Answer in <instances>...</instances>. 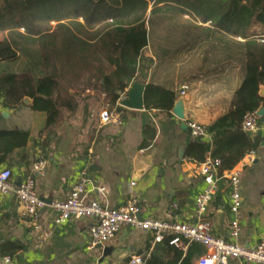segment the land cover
<instances>
[{"label":"crops","instance_id":"0c3cea01","mask_svg":"<svg viewBox=\"0 0 264 264\" xmlns=\"http://www.w3.org/2000/svg\"><path fill=\"white\" fill-rule=\"evenodd\" d=\"M150 9L151 5L146 17L147 46L128 64L134 75L121 79L124 91L127 93L136 82L145 89L151 85L170 90L177 100L183 99L186 124L208 128L229 111L232 95L242 83L243 40L202 24L188 13L152 17ZM17 33L23 35L24 31ZM247 33L262 40L264 26L254 23ZM3 39H9L8 31L0 32ZM18 47L23 53L15 60H0V76L28 74L38 78L36 38L26 37L18 41ZM182 86H187L184 96H180ZM83 98L74 114L63 110L62 119L49 128L46 114L32 109V99L24 98L15 109L4 108L0 100V134H8L10 144L22 139L0 163V171L9 169L18 185L32 174V166L39 159L47 165L43 176L32 175L43 203L40 223L51 231L46 242L40 243L38 235L25 225L16 198L0 197V251L11 249L15 264H130L132 256H140L145 264L150 258L157 246L149 232L123 228L109 241L91 247L92 220L71 219L54 225L51 204L65 200L82 171L89 180L85 201L116 209L135 199L140 220L193 222L194 198L205 183L199 173L201 163L188 156L195 139L190 130H183L171 112L145 108L136 111L122 107V125H101L98 112L106 108L102 97L86 89ZM257 136L264 141V123L251 134L252 142ZM202 141L211 145L212 135L206 133ZM232 171L240 172L242 196L237 243L254 249L264 236V148L251 149ZM227 173L220 176L205 218L212 223V235L232 241ZM191 244L182 250L176 264L184 260L196 264L205 253L201 245V254L194 252ZM159 253V264L174 261L173 256ZM227 264L244 263L229 259Z\"/></svg>","mask_w":264,"mask_h":264},{"label":"trees","instance_id":"16d2710c","mask_svg":"<svg viewBox=\"0 0 264 264\" xmlns=\"http://www.w3.org/2000/svg\"><path fill=\"white\" fill-rule=\"evenodd\" d=\"M150 5L149 16L188 13L202 24L243 40L244 75L232 95L230 109L205 128L212 135V144L195 138L188 151L189 158L201 164L208 153L211 160H219L218 175L222 176L251 152V134L242 128L245 114L264 107V97L260 96L264 88V39L247 33L254 23L264 26V0H0V32H9L8 40H0V60L13 61L22 54L18 41L26 37L36 38L40 53L38 78L28 74L0 76L2 105L15 109L24 98H30L32 109L46 114L48 128L62 119L63 110L76 112L85 100L81 97L86 89L102 97L107 108L115 107L126 93L121 79L134 75L128 64L147 46ZM19 29L23 35L17 33ZM176 101V94L165 88L149 85L145 89L146 110L171 112ZM8 136L0 134V163L22 141L10 144ZM170 241L165 238L156 244L145 264L161 263L159 252L173 256L170 264H176L183 249ZM191 245L190 249L200 255L201 246ZM0 255L12 257L13 251H0ZM182 264L191 263L184 260Z\"/></svg>","mask_w":264,"mask_h":264},{"label":"built area","instance_id":"2783aa9c","mask_svg":"<svg viewBox=\"0 0 264 264\" xmlns=\"http://www.w3.org/2000/svg\"><path fill=\"white\" fill-rule=\"evenodd\" d=\"M187 86H182L180 96H184ZM118 102L113 108H104L99 114L101 125L120 126L123 123L122 113ZM259 117L257 112L245 114L242 128L245 132L253 134L258 127ZM187 127L193 138L206 136L204 126L196 123H187ZM219 160L208 159L199 165V173L203 177L205 186L194 198L193 222L140 220L138 218L139 207L135 199H129L116 209H108L98 202L85 201L86 188L89 180L85 177V171L68 190L65 200L54 202L51 209L54 213L53 223L62 225L74 219H89L93 224L89 229L90 246L101 245L123 228L149 232L152 236V244L161 243L165 238H170V244L180 249L196 243L201 245L205 253L197 260L196 264H227L229 259H236L244 264H264V236L254 249L245 248L237 243L240 231V211L242 208V196L240 186V172L227 173L229 188L230 231L232 241L217 238L211 233L212 223L205 218L207 209L218 190ZM46 162L39 159L32 166V174L25 177L18 186L13 182L9 169L0 171V197H14L20 203L25 219V225L38 235L40 243L46 242L50 236V228L40 223L39 210L43 207L35 190L32 175L43 176L46 172ZM98 191H102L98 189ZM130 264H143L140 256H132ZM0 264H15L10 256L0 257Z\"/></svg>","mask_w":264,"mask_h":264},{"label":"water","instance_id":"95a60500","mask_svg":"<svg viewBox=\"0 0 264 264\" xmlns=\"http://www.w3.org/2000/svg\"><path fill=\"white\" fill-rule=\"evenodd\" d=\"M144 92L145 88L142 84L139 82H136L130 90L124 94L123 99L119 102L120 106L129 110H136V111H142L144 109ZM260 96L264 97V91L260 90ZM171 113L174 117H176L180 123L181 128L183 130H187V124L185 122V115H184V102L183 99H178L174 107L171 110ZM257 116L259 117V121L261 123H264V107H260L257 111ZM260 146L261 148H264V141L261 140L260 136H257L253 139L251 149L254 152L257 147ZM22 180L18 184V186L21 184ZM140 219V218H139Z\"/></svg>","mask_w":264,"mask_h":264},{"label":"rangeland","instance_id":"374dc122","mask_svg":"<svg viewBox=\"0 0 264 264\" xmlns=\"http://www.w3.org/2000/svg\"><path fill=\"white\" fill-rule=\"evenodd\" d=\"M104 108H105V107H104ZM104 108H103V109H104ZM101 111H102V109L98 112V117H99V114H100ZM93 117L95 118L96 116L93 115Z\"/></svg>","mask_w":264,"mask_h":264}]
</instances>
